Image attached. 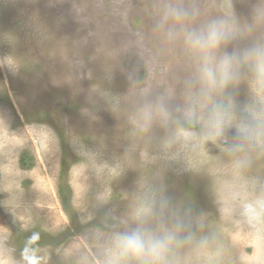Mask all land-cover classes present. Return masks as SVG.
<instances>
[{
  "label": "rangeland",
  "instance_id": "obj_1",
  "mask_svg": "<svg viewBox=\"0 0 264 264\" xmlns=\"http://www.w3.org/2000/svg\"><path fill=\"white\" fill-rule=\"evenodd\" d=\"M228 0H200L204 18L224 9ZM258 0H232L238 16L251 20ZM152 0H0V226L12 232L19 250L31 231L40 233L44 264H64L58 250L78 247L80 217L100 179L71 149V134L108 145L107 155L118 154L129 128L123 119L99 104L90 124L85 117L90 89L99 85L101 65H141V86H174L185 74L181 52L161 45L151 33L148 12ZM11 66V70L9 69ZM111 87L125 93L126 76L117 70ZM241 98L246 88L241 86ZM84 113V115L82 114ZM92 139V140H91ZM146 142H138L144 151ZM194 173L165 172L168 194L190 198L197 210L209 213L211 228L223 246V264H264V220L255 229L237 212L221 217L214 201L238 205L256 193L232 180L226 158L209 145L191 157ZM128 172L115 181L114 206L123 210L127 191L149 165L138 152L127 160ZM258 171L264 174V162ZM15 176L10 179V174ZM19 188L23 197L7 207L8 192ZM3 202V203H2ZM14 211L15 216L11 213ZM16 218V219H15ZM31 225L23 231L21 223Z\"/></svg>",
  "mask_w": 264,
  "mask_h": 264
},
{
  "label": "clouds",
  "instance_id": "obj_2",
  "mask_svg": "<svg viewBox=\"0 0 264 264\" xmlns=\"http://www.w3.org/2000/svg\"><path fill=\"white\" fill-rule=\"evenodd\" d=\"M148 16L161 45L183 55L185 74L172 87L145 89L141 65H101L99 86L88 92V115L82 114L92 124L93 110L103 104L116 119L123 116L129 131L122 151L110 156L101 139L92 147L76 132L69 137L79 160L101 179L80 217L79 246L58 250L64 264H223L209 213L188 197L173 199L164 179L172 165H179V174L194 173L191 157L209 145L228 161L233 182L256 193L251 200L234 194L235 207L214 201L219 215L237 212L253 229L264 220V174L258 171L264 162V0L253 5L250 21L238 16L232 0L207 18L200 0H152ZM117 70L128 81L125 93L111 87ZM140 141L147 144L144 151ZM137 152L149 167L125 190L127 204L120 210L113 184ZM22 197L13 188L7 207L14 209ZM19 227L29 231L31 225ZM40 239L31 231L17 255L11 230L0 226V264H44Z\"/></svg>",
  "mask_w": 264,
  "mask_h": 264
}]
</instances>
